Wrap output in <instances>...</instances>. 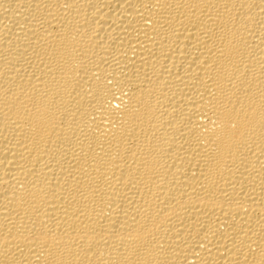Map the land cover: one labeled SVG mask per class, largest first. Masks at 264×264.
Returning <instances> with one entry per match:
<instances>
[{"label":"bare ground","instance_id":"bare-ground-1","mask_svg":"<svg viewBox=\"0 0 264 264\" xmlns=\"http://www.w3.org/2000/svg\"><path fill=\"white\" fill-rule=\"evenodd\" d=\"M0 264H264V0H0Z\"/></svg>","mask_w":264,"mask_h":264}]
</instances>
